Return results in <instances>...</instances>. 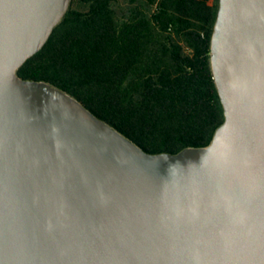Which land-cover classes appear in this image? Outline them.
Returning a JSON list of instances; mask_svg holds the SVG:
<instances>
[{"label": "water", "instance_id": "95a60500", "mask_svg": "<svg viewBox=\"0 0 264 264\" xmlns=\"http://www.w3.org/2000/svg\"><path fill=\"white\" fill-rule=\"evenodd\" d=\"M71 0H0V264H264V0H220L212 142L152 153L18 69Z\"/></svg>", "mask_w": 264, "mask_h": 264}, {"label": "trees", "instance_id": "16d2710c", "mask_svg": "<svg viewBox=\"0 0 264 264\" xmlns=\"http://www.w3.org/2000/svg\"><path fill=\"white\" fill-rule=\"evenodd\" d=\"M220 0H71L18 69L82 99L152 153L210 144L225 121L212 66Z\"/></svg>", "mask_w": 264, "mask_h": 264}]
</instances>
